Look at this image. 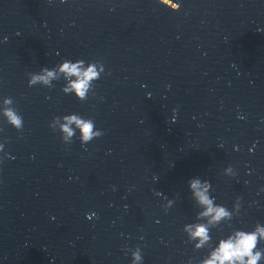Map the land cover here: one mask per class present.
<instances>
[{
  "label": "clouds",
  "instance_id": "1",
  "mask_svg": "<svg viewBox=\"0 0 264 264\" xmlns=\"http://www.w3.org/2000/svg\"><path fill=\"white\" fill-rule=\"evenodd\" d=\"M174 6H165L171 8L173 11H177L180 8L178 3L173 0ZM7 40V37H5ZM84 60H76L72 62L71 60H63L59 65V71L63 72L66 77L75 76L76 80H69L68 85L62 90L65 93L74 92L75 96L80 101H85L88 98V93L90 89L94 87L93 82L100 79L102 73H104V66L101 62L95 61L87 63L85 68ZM44 74H31V78L28 80V84L31 87L37 82H43L46 85H50V79L55 78V71L49 70L47 67L42 69ZM11 98L5 99V104H11ZM4 115L7 117L8 122L15 128L20 129L23 127V119L21 116L17 115L16 111L11 108H6L4 110ZM61 117L56 116L50 123V127L55 131V124L60 121ZM65 123L60 124V131L65 135L62 137L64 143L68 142V139L74 135V131L69 127L71 124L75 123L80 129V141L82 145H86L95 138H99L103 135L102 131L95 127V123L91 118H83L76 114L67 115L62 117ZM226 171H231V166L226 168ZM235 175V173H233ZM155 178V177H154ZM190 187L194 190L195 196L199 203L206 206V210L201 213V215L208 216L211 215L212 219L219 221L222 217L229 215L224 207L213 206V199L208 194L211 184L208 180H204L203 184L199 178L192 179L190 181ZM159 194V193H157ZM239 200V198H237ZM190 231L193 238L199 237L200 247L205 241L209 239L207 234V228L204 225H196L195 230H192V226H188L186 229ZM258 236L264 237V228L257 226L255 232L247 233L244 231H239L236 233L235 238H229L220 242L219 248L212 253L211 259H208L204 264H257L261 258V252L255 251L257 246ZM247 257V259H245ZM141 249L136 248L132 252V264H141L142 262Z\"/></svg>",
  "mask_w": 264,
  "mask_h": 264
}]
</instances>
